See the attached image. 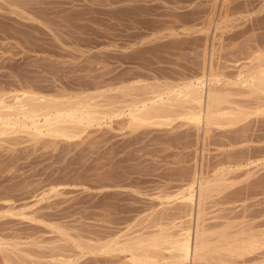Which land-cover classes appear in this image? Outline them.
<instances>
[{
    "label": "rangeland",
    "instance_id": "1",
    "mask_svg": "<svg viewBox=\"0 0 264 264\" xmlns=\"http://www.w3.org/2000/svg\"><path fill=\"white\" fill-rule=\"evenodd\" d=\"M256 45L264 50V0H0V91L114 96L127 84L178 85L209 62L234 79ZM126 109L69 141L1 138L0 240L32 257L1 246L0 264H54V252L68 264H124L122 255L81 256L74 241L123 240L151 232L152 222H179L177 193L201 168L210 178L236 169L206 201V228L264 231V116L203 139L181 120L129 129ZM252 252L231 264H264V246Z\"/></svg>",
    "mask_w": 264,
    "mask_h": 264
},
{
    "label": "bare ground",
    "instance_id": "2",
    "mask_svg": "<svg viewBox=\"0 0 264 264\" xmlns=\"http://www.w3.org/2000/svg\"><path fill=\"white\" fill-rule=\"evenodd\" d=\"M255 48L248 49L252 51ZM258 48L252 51V54L249 50L251 55L245 57L246 63L239 65L234 79L225 77L222 72V75L217 74V70L213 69L209 62L207 66L204 65L207 68H202L201 75L193 76L194 78L191 77L192 79L178 85L127 84L117 88V94L114 96L98 92L85 95L80 93V96L76 94L77 97L73 95L75 98L70 96L57 98L35 93L32 89L21 88L22 90L10 94L0 91L4 92L0 93V140L19 133L26 135L27 139L31 138L29 139L31 141L46 137L69 141L81 137L88 127L98 126L103 121L121 116L124 108H127L125 118L129 129L170 127L173 122L181 120L198 132L201 131L204 135L203 139H206L213 128L231 130L250 116H256L255 118L264 116V50ZM241 99L247 101L243 100L245 101L243 102ZM243 162H237L236 167L239 168ZM202 170V168L196 170L194 175L192 174L191 181L182 186L177 193L178 205L182 210L178 209L183 212H180L183 218L181 220L182 216H179V222H172L170 225H163L159 221L152 222L151 227L154 230L151 232L123 240L116 237L97 244L87 243L89 241L83 243L84 241L80 242V239L79 241L77 239L75 243L71 241L74 243V246L71 244L72 248L77 249L81 256L101 254L108 258L109 256L123 258L124 264H157L162 261L168 264H212L211 260L215 261L214 264H231L232 258H242L246 253L263 249L264 231L259 233L256 230V233L251 232L252 228H249L250 230H247L250 231L249 233H245V230L240 232L241 229L235 230L236 233H230L231 228L228 227H233L230 223L228 226L227 224L221 226L220 229L216 227V230L213 227V230L206 228L203 220V207L206 201L214 197L213 193H222L223 191H220L222 187H228V184L225 185L229 183L226 176L236 169L232 167L221 169L219 170L221 173L212 174V178L205 176ZM185 218L190 219L191 222L194 218V223L190 225L188 220H185L186 222L183 220ZM57 228L55 230L60 233L59 237L64 236L68 241L69 237L65 235V231ZM5 245L6 243L0 240V247L2 246L3 250L13 251L17 244H13L14 247L7 245L12 247L11 250L5 248ZM16 250L19 253H26L21 252V249ZM12 251L11 253L14 252ZM18 252L14 254L18 255L19 260L25 259L26 256V259L32 257L26 253L23 258ZM54 253L50 254L53 257H49L52 260L49 262L54 264L70 262L67 259L69 257L64 258L63 255L60 257L59 254L56 257ZM119 255L123 257L119 258ZM241 258L239 260H242ZM15 259L18 260L16 257ZM11 260L5 263L14 264ZM16 263L26 264L25 261Z\"/></svg>",
    "mask_w": 264,
    "mask_h": 264
}]
</instances>
